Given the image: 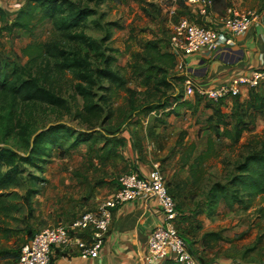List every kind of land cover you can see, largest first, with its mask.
I'll return each mask as SVG.
<instances>
[{
  "label": "rangeland",
  "instance_id": "1",
  "mask_svg": "<svg viewBox=\"0 0 264 264\" xmlns=\"http://www.w3.org/2000/svg\"><path fill=\"white\" fill-rule=\"evenodd\" d=\"M21 1L25 2L23 6L27 4V0ZM67 1L69 7L77 3V0ZM100 11L106 13L101 21L103 24L107 21H118L120 24L113 29L109 44L119 50L116 53V68L126 77L128 86L134 91L129 93L115 89L111 101L102 104L103 114L98 117L88 114L86 101L75 91L77 78L72 72L57 73L49 70L45 66L46 58L39 59L36 65H27L29 58L23 49L30 43H66L53 23L46 19L37 21V26L31 32L21 29L8 32L1 29L3 25L0 24L1 80L9 83L18 77L33 75L43 86L65 97L70 106L68 112L46 104L23 102L18 96L0 87V142L20 148L21 138L28 129H42L57 122L67 123L79 131L95 132L91 141L71 147V140L63 142L60 148L54 150L44 173L47 182L42 185L40 194L32 198V215H29L27 206L22 205V199L18 198L21 209L12 213L15 218L6 219L7 224L13 228L12 238L7 239V236L0 234V249L12 245L13 249L19 251L27 230L40 231L63 220L68 223L89 209L95 190L115 182L125 174L123 169L127 160L119 137L123 126L124 131L131 130L133 126L131 132L139 153H148V158L144 156V159L149 160L152 167V163L160 164L169 184L173 177H170L168 171L175 173L172 181L185 187L190 172L182 167V161L187 157H190L191 162L198 156L203 157L201 170L197 173V186L190 185L182 192L184 196L181 197L180 210L189 219L180 225L177 223L184 236L198 241L196 244L204 251H199V255L205 257L206 253L211 254V259H208L210 262L264 264L263 197L253 199L249 207L238 204L227 207L222 203L212 217L208 216L204 205L210 187L217 181L226 182L235 173L236 163L248 153L249 144L264 139V116L257 117L255 127L246 130L238 143H232L229 137L210 133L208 126L212 123L225 124L233 130L240 120L247 122V99H232L228 105L229 110L219 117L215 112L219 103L200 102L203 104L200 109L201 104L197 105L199 100L196 102L190 96L185 97L186 88L177 81L174 83L178 88L174 91L165 87L156 91L152 87L148 92L143 84L144 78H138L136 73L142 64L138 52L144 50L148 38L153 37L152 34L158 30L155 24H150L155 20L150 13L153 11L147 14L145 10H136L132 0H109L100 7ZM171 32L167 35V31H163V37L169 39ZM87 33L95 38L104 35L102 29L93 25L87 29ZM205 51L208 50L197 53ZM139 85L141 90L138 89ZM132 99L135 108L131 107ZM221 104L225 105L224 102ZM146 106L162 107L151 113L144 110ZM208 106L214 110H206ZM110 112L113 115L104 123L106 114ZM60 151H63L62 155ZM27 188V184H24L13 190L24 195ZM208 232L219 233L222 239L212 241V247L205 250L202 238ZM7 241L12 243L8 244ZM0 260V264L9 263L7 259ZM12 262L16 264V260Z\"/></svg>",
  "mask_w": 264,
  "mask_h": 264
},
{
  "label": "trees",
  "instance_id": "2",
  "mask_svg": "<svg viewBox=\"0 0 264 264\" xmlns=\"http://www.w3.org/2000/svg\"><path fill=\"white\" fill-rule=\"evenodd\" d=\"M107 1L109 0H77V3H73L72 8L68 6L67 0H27V4L17 12L10 22H6L8 13L0 7V18L5 22L1 29L8 32L15 29L31 32L32 28L37 26V21L44 19L53 23V27L63 35L66 43L51 42L46 45L30 43L23 49L25 56L29 58L27 65H36L39 59L46 58L45 66L49 70L57 73L72 72L77 78L75 91L84 98L88 114L93 115V117L103 114L102 104L111 101L115 89L126 90L129 93L134 91L128 86L126 77L116 68L118 63L116 53L119 50L109 44L113 37V29L119 27L120 24L118 21H107L104 24L101 22L106 13L100 11V7ZM110 1L123 2L124 0ZM218 1L223 2L224 0H213V3ZM183 4L185 5L184 2ZM91 25L102 29L104 35L101 38H95L88 34L87 29ZM166 40L168 43L165 45L168 47L162 49L161 42H166ZM169 41L170 37L169 39L148 40L144 50L138 54L143 67L141 64L136 76L144 78L143 84L147 87V91L148 89L151 90L152 87L156 91H160L163 87L171 90V87L176 86L174 81L178 82L184 79L180 76L171 75V72L177 68V56L170 51ZM2 70L0 63V74ZM0 87L18 96L23 102L46 104L70 112L68 100L52 89L43 86L39 79L33 75H29L27 78L18 77L9 83L6 80L2 81L0 76ZM195 97L199 102L219 103V108L215 109L216 114L219 117L225 114L224 104H221L225 98L211 101L199 95H195ZM240 98L241 95L232 97V99ZM130 104L132 108H135L133 99ZM161 107L146 106L144 110H149L152 113L155 111L154 109L158 110ZM245 107V115L249 118L247 122L240 120L235 124L233 130L228 126L226 127L225 124L216 122L208 126V131L220 137H229L232 143H238L246 130H252L255 127L257 117L259 115L264 116V87L250 89ZM207 108L214 110L212 106ZM112 115L111 112L106 114L104 123ZM120 132L119 139L124 145L125 139L122 137L124 126ZM94 134L93 130L79 131L67 123L57 122L42 129H28L21 138L20 148L0 142L1 235L8 237L12 232L13 228L7 224V221L15 218L12 213L19 211L22 205L27 206L29 215H32V198L40 194L42 185L47 182L44 173L48 162L53 157L54 150L60 148L63 142L71 140H73L71 147L79 146L84 142L91 141ZM248 149V153L236 163L235 173L226 182L217 181L210 187L204 202L208 216H214L222 203L227 207H233L237 204L249 207L256 197L261 196L264 199V139L251 142ZM60 154L62 155L63 151H60ZM202 164L203 157L201 156L194 158L192 162L190 157L182 161V167L188 166L190 172L188 179L191 177L194 186H197L199 182L197 173L201 170L200 165ZM119 178L118 188H120ZM24 184L28 186L24 195L13 190V188ZM167 185L180 212L177 223L187 221L189 216H185V213L180 210V201H178L174 191L170 189L172 183L167 182ZM179 185L176 184V187ZM18 198L22 199V205L17 200ZM26 232L29 237L28 240H30L37 231L33 232L30 229ZM180 233L189 244L193 254L198 256L202 262L215 263L213 261L205 262L206 259L197 255V251L193 248L198 241H192L184 236L181 231ZM221 239L219 233H205L202 238L203 246L208 249L212 247L210 245L212 241ZM19 254L20 250L17 249H0V256L4 259L14 258L17 262ZM53 260L54 253L50 264ZM170 261L172 260H167L166 264H178ZM218 263L225 264L223 262Z\"/></svg>",
  "mask_w": 264,
  "mask_h": 264
},
{
  "label": "crops",
  "instance_id": "3",
  "mask_svg": "<svg viewBox=\"0 0 264 264\" xmlns=\"http://www.w3.org/2000/svg\"><path fill=\"white\" fill-rule=\"evenodd\" d=\"M24 4L25 2L21 0H0V7L8 13L6 22H10ZM171 4H173V0H132V6L134 5L136 10H145L147 14L151 10L153 11L150 13L154 16L155 20H152L150 24H155L158 30L155 33L153 32L155 35L152 34L153 37H149L148 40H159L164 38L163 31H167L168 35L170 30H173L182 16L187 17L192 22L216 28L221 31L226 9L231 4L246 10H257L261 13L259 20L253 22L244 34L236 36L235 43L229 46L232 50L228 48L223 53L208 50L201 53L186 55L184 57L186 72L183 74L177 68L171 72V75L184 78L181 81L179 80L178 83H182L185 88L186 75L192 78L195 85L206 89H213L224 83L230 82L238 75L249 74L254 69L264 67V0L218 1L215 4L213 3L212 9L206 16L198 13L197 5H184L183 2L178 4L176 15H172L169 13V6ZM162 18L165 19L163 20ZM0 24H5L1 18ZM166 43H168L167 40L166 42H161L162 49L168 47V45L166 47ZM138 53H140V51ZM138 83L140 84L139 81ZM138 87L139 90L142 89L140 85ZM171 88V91H174L178 86ZM241 91L240 99H247L249 97L250 88L248 86H242ZM185 97L187 96L185 95ZM190 99H194L197 102L195 96H190ZM231 100L232 97H227L223 100L225 103L223 106L224 111L229 110L228 105L231 103ZM198 104L201 103L198 101L197 105ZM202 106L203 104L199 106L200 109H202ZM206 110L210 109L208 108ZM130 129L134 130V127L131 126ZM131 130L126 129V131L122 133V137L125 139L123 145L124 157L127 160V165L123 170L125 174L138 172L147 175L152 168L150 161L144 159V156H147L148 153L141 154L138 148L136 149L134 147L135 137L134 134L132 135L133 132H131ZM146 149L147 148H145V150ZM149 154H151V152H149ZM153 164L154 163H152V165ZM186 168L188 169V166ZM168 172L170 173V177H173L172 180H174L175 173ZM187 174H189V172ZM172 180L170 189L174 191L178 201L181 202V197L184 196L182 192L186 191L190 185H193L192 179L190 177V179L186 181L187 185H185V187L182 185L176 187L177 182ZM117 189L118 180L109 185L101 186L97 191L95 190L90 200L91 206L89 209H95L101 199L113 196ZM162 219L163 211L156 199H139L127 202L119 206L113 212L109 231L105 236L104 243L97 256L83 255L76 239L73 238L70 242L55 248L52 264H166V259L153 260L151 262H146L144 260L147 254L149 235L155 227L161 224ZM63 222L64 220L59 223ZM80 237L82 240L89 241L91 238L90 232H83ZM10 238H12L11 233L7 239ZM28 238V235H26L23 239L24 243L28 241ZM7 243L11 244L12 242L7 241ZM11 248L13 249L12 245L7 247V249ZM193 248L197 251V255H199V251H201L200 246L195 243ZM201 252L204 251L202 250ZM204 258L210 260L211 254L206 253ZM0 259H2V256H0ZM13 260L14 258H8L7 261H9V263L7 264H15V262H12Z\"/></svg>",
  "mask_w": 264,
  "mask_h": 264
},
{
  "label": "built area",
  "instance_id": "4",
  "mask_svg": "<svg viewBox=\"0 0 264 264\" xmlns=\"http://www.w3.org/2000/svg\"><path fill=\"white\" fill-rule=\"evenodd\" d=\"M197 5L198 13L206 16L213 7L212 0H173L169 13L176 15L178 4ZM261 16L257 10L241 9L229 5L219 31L206 25L180 17L170 34L169 49L177 56V69L186 72L184 57L202 50L223 53L235 43L237 35L244 34ZM185 95H199L207 100L218 101L241 95L242 86L250 89L264 87V67L252 70L249 74L234 77L230 82L217 88L206 89L195 85L186 75ZM120 188L113 196L101 199L95 209L81 213L68 223H59L37 231L20 249L16 264H50L54 249L76 239L83 255L97 256L113 218V212L121 205L139 199H156L163 211L160 225L155 227L148 238L146 262L172 260L178 264H222L204 263L190 250L189 244L181 235L177 221L180 212L175 198L169 192L167 178L160 164L154 163L149 174L138 172L123 174L119 178ZM90 232L89 241L82 240L83 232Z\"/></svg>",
  "mask_w": 264,
  "mask_h": 264
},
{
  "label": "water",
  "instance_id": "5",
  "mask_svg": "<svg viewBox=\"0 0 264 264\" xmlns=\"http://www.w3.org/2000/svg\"><path fill=\"white\" fill-rule=\"evenodd\" d=\"M229 49H231V50H232V48H229Z\"/></svg>",
  "mask_w": 264,
  "mask_h": 264
}]
</instances>
